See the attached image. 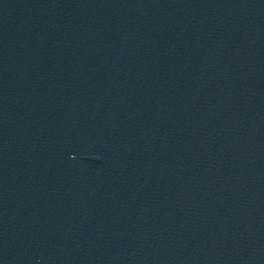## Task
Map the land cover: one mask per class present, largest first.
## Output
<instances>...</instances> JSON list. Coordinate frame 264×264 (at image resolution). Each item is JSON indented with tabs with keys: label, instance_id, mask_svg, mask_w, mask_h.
Segmentation results:
<instances>
[{
	"label": "water",
	"instance_id": "95a60500",
	"mask_svg": "<svg viewBox=\"0 0 264 264\" xmlns=\"http://www.w3.org/2000/svg\"><path fill=\"white\" fill-rule=\"evenodd\" d=\"M0 264H264V0H0Z\"/></svg>",
	"mask_w": 264,
	"mask_h": 264
}]
</instances>
